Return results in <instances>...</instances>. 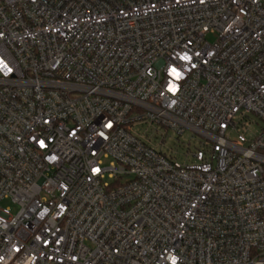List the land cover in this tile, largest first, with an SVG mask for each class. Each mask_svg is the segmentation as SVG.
Instances as JSON below:
<instances>
[{"label":"built area","instance_id":"2783aa9c","mask_svg":"<svg viewBox=\"0 0 264 264\" xmlns=\"http://www.w3.org/2000/svg\"><path fill=\"white\" fill-rule=\"evenodd\" d=\"M170 255L264 264V0H0V264Z\"/></svg>","mask_w":264,"mask_h":264},{"label":"rangeland","instance_id":"374dc122","mask_svg":"<svg viewBox=\"0 0 264 264\" xmlns=\"http://www.w3.org/2000/svg\"><path fill=\"white\" fill-rule=\"evenodd\" d=\"M254 131L260 128V123L252 125ZM145 127L143 128V130ZM149 135L152 136L153 144L163 147V150L167 153H171L172 156L176 154L178 162L181 164H190L195 162V158L192 153L200 147L201 143L199 138L192 137V133L187 130L183 135H178L171 129H165L161 126L154 125L150 129ZM163 138H165L163 140ZM1 207H10L13 212H16L17 205L12 203L10 199L2 201Z\"/></svg>","mask_w":264,"mask_h":264},{"label":"clouds","instance_id":"9594fccd","mask_svg":"<svg viewBox=\"0 0 264 264\" xmlns=\"http://www.w3.org/2000/svg\"><path fill=\"white\" fill-rule=\"evenodd\" d=\"M9 71H11V69ZM172 91L173 92L176 91L175 86H173V90ZM173 103H175V102H173ZM169 259L171 260V264H177V261H178L179 257H177L175 255H170Z\"/></svg>","mask_w":264,"mask_h":264},{"label":"snow or ice","instance_id":"6c2138e0","mask_svg":"<svg viewBox=\"0 0 264 264\" xmlns=\"http://www.w3.org/2000/svg\"><path fill=\"white\" fill-rule=\"evenodd\" d=\"M184 59L187 60V59H190V57H185ZM172 73H173V75H176L177 77H179V73L176 71L175 68L172 69ZM172 90H173V88H172ZM41 144L43 145V142H41ZM94 171H98V170H94Z\"/></svg>","mask_w":264,"mask_h":264}]
</instances>
